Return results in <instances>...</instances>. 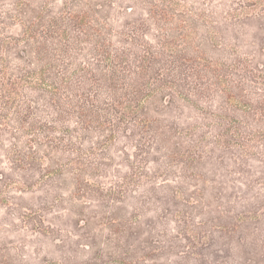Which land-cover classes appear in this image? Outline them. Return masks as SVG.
I'll return each mask as SVG.
<instances>
[{
    "label": "trees",
    "instance_id": "trees-1",
    "mask_svg": "<svg viewBox=\"0 0 264 264\" xmlns=\"http://www.w3.org/2000/svg\"><path fill=\"white\" fill-rule=\"evenodd\" d=\"M245 1L0 0V264H264Z\"/></svg>",
    "mask_w": 264,
    "mask_h": 264
},
{
    "label": "rangeland",
    "instance_id": "rangeland-1",
    "mask_svg": "<svg viewBox=\"0 0 264 264\" xmlns=\"http://www.w3.org/2000/svg\"><path fill=\"white\" fill-rule=\"evenodd\" d=\"M245 7H246V9L244 8V10H253V9H258V8L262 10V1L261 0H246L245 1ZM240 9H243V8H240L239 7L237 10H240ZM150 205L151 204H146V208H148ZM137 213H139V212L137 211L136 214ZM135 216L138 217V219H139V215H135ZM97 218L100 221L102 220V216L101 215L100 216L98 215ZM249 221H250L249 225L254 227V231H253L254 234L253 235L251 234V236L254 237V238H256V237H262V229H261V226H259L258 224H255L256 223L255 222L256 221V218L255 217H251L249 219ZM102 223H105V222H102ZM100 226H101V224H99V227ZM258 226H259V228H258ZM132 230L135 231L136 228L133 226ZM253 240H256V239H253ZM134 261H132V262L131 261H128L126 263L127 264H136V262H134ZM140 261H141V258H140ZM111 264H113V263H111Z\"/></svg>",
    "mask_w": 264,
    "mask_h": 264
}]
</instances>
